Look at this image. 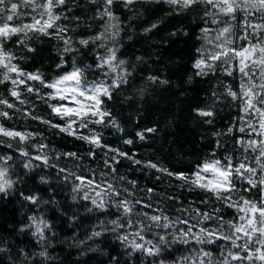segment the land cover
<instances>
[{"label": "snow or ice", "instance_id": "6c2138e0", "mask_svg": "<svg viewBox=\"0 0 264 264\" xmlns=\"http://www.w3.org/2000/svg\"><path fill=\"white\" fill-rule=\"evenodd\" d=\"M143 4L167 8L140 35L159 33L174 20L170 37L182 35L186 44L194 37L188 82L199 77L209 84L190 110L207 126L205 154L184 169L139 159L104 137L103 129L124 133L110 104L130 85L137 63H146L139 55L136 63L122 58L121 51L122 34L135 31ZM36 41L54 42L51 73L34 66L43 52ZM146 81L170 82L152 73ZM38 104L46 115L38 114ZM16 118L88 148L56 152L57 162L73 165L60 166L44 132L6 126ZM157 131L147 127L135 137L145 141ZM125 161L133 171L156 173L168 190L122 173ZM5 199L26 211L20 221L0 219V264H54L55 219L73 230L95 221L84 239L73 231L68 239L78 242L68 247L111 235L125 255L138 253L140 264L148 258L149 264H264V0H0V212ZM173 245L191 251L173 259ZM109 259L120 264L118 256Z\"/></svg>", "mask_w": 264, "mask_h": 264}, {"label": "trees", "instance_id": "16d2710c", "mask_svg": "<svg viewBox=\"0 0 264 264\" xmlns=\"http://www.w3.org/2000/svg\"><path fill=\"white\" fill-rule=\"evenodd\" d=\"M83 2L84 0H82ZM137 8L146 9V11L142 18L133 22L134 32L130 30L128 33L122 34L124 37V47L121 50L122 58L136 63L135 56L139 55L144 58L146 63H137L136 72L130 85L126 86L117 95L115 102L110 104L114 114L121 121V126L125 129L124 133L121 134L110 128L103 129L104 137L114 147L135 152L139 159H151L172 169H184L189 166L191 161L205 154L202 148L206 149L207 142L201 141V134L205 132L207 126H201L197 119H194V114L190 110L198 101L205 99L204 90L209 87V84L199 77H194L191 83L188 82V77L192 76L194 71L191 67L190 54L194 37L187 44L185 43L187 38L182 35L170 37L168 32L174 30L172 26L175 24L174 20L166 21L165 24L161 25L159 33H152L147 37L140 35L143 26H147L148 23L165 15L167 6L143 4L137 5ZM90 14L88 13V15ZM179 26L176 25V27ZM191 27L195 28V24L193 23ZM128 35H132V40L127 39ZM53 43L49 41L44 44H40L39 41L35 42L38 48H43V52L41 57L35 61L34 66L41 67L47 73L54 70L53 61L58 59ZM28 70H33L31 62L28 65ZM149 73L159 74L170 82L168 85L159 83L153 85L146 81V76ZM141 91H143V95H141ZM128 96H132L133 99L126 100L125 98ZM227 111L226 109L221 115H225ZM38 114L46 115L43 106L39 104ZM6 126H15L20 131L44 132L45 142L49 144L50 148L48 154L52 157V162L59 163L60 166L72 168L73 165L71 161L60 160L57 162L55 160L56 152L68 150L84 152L88 148V145L76 141L72 137H67L55 130L50 131L44 125L31 120L16 118L8 121ZM221 126L222 122L218 120L217 128ZM147 127H156L158 131L154 134H148L145 141H140L135 137V132ZM129 137L135 141L132 146H126L122 142L123 138ZM87 164L88 161L86 160L85 165ZM92 167H96L95 163L92 164ZM101 170H103L102 167ZM47 171L50 170H45L41 174H45ZM120 171L130 178L137 179L141 185L146 183L149 186L158 184L155 180L156 173H148V170L143 173L133 171L127 161L121 166ZM52 183L55 186V174H53ZM158 188L159 191L168 190L166 182L159 183ZM65 195L67 194L62 193L60 198L63 200ZM44 198H47L46 194H44ZM2 203L6 207L0 212V219L6 218L9 221L24 219L21 213L26 209H21L17 201L13 200L12 203H8V200L5 199ZM160 206L165 207L164 204ZM45 208L47 216L53 217V212L47 210V206ZM94 222L88 221L82 227L73 230L67 227L66 221L54 220L58 233L54 240L55 248L51 250L52 254L57 257L54 264H111L110 256H118L120 264H125V261L127 264H140V255L137 253L131 258L125 255L127 250L122 248L111 235L107 239L99 238L98 242L89 241L86 246L80 248L68 247V244L78 242L68 239V237L73 236V231L79 239H84L86 232L90 234L91 225ZM61 240L66 241V243L61 244ZM88 247H95L98 250L91 252L87 250ZM186 247L173 245L170 249L175 250L172 258L188 255L191 250L184 251ZM150 259L144 260L143 264H149Z\"/></svg>", "mask_w": 264, "mask_h": 264}]
</instances>
